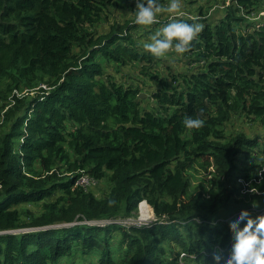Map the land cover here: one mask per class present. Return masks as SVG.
<instances>
[{"label": "trees", "instance_id": "obj_1", "mask_svg": "<svg viewBox=\"0 0 264 264\" xmlns=\"http://www.w3.org/2000/svg\"><path fill=\"white\" fill-rule=\"evenodd\" d=\"M135 2L0 0V264H85L95 251L94 264H181L180 253L219 264L214 247L230 253L231 218L198 210L189 169L206 164L212 179L263 189L264 15L246 16L264 0L195 17L204 27L180 70L139 45ZM119 8L129 16L99 28ZM187 115L205 123L187 129ZM233 115L261 131L228 135ZM82 173L95 182L76 185ZM220 194L232 192L221 185ZM141 199L153 218L95 222L133 216Z\"/></svg>", "mask_w": 264, "mask_h": 264}, {"label": "rangeland", "instance_id": "obj_2", "mask_svg": "<svg viewBox=\"0 0 264 264\" xmlns=\"http://www.w3.org/2000/svg\"><path fill=\"white\" fill-rule=\"evenodd\" d=\"M231 0H181L182 3V10L186 13L191 14V16L194 17H200V18H206V20L213 21L218 18L219 15H221L222 12L225 10V5L229 4ZM202 11L204 14H199V12ZM128 8H119V9H111L110 12L105 14V19L101 23H99V28L106 29L112 22H115V20H121L125 16H129ZM165 15V14H164ZM264 15V10L253 12L246 17L249 21H255L260 16ZM163 16V15H162ZM155 26H140V34L139 41L146 39L148 34L145 32V30L151 29V31H154ZM150 31V32H151ZM181 58H184L182 54L177 53H169L168 57L163 58L164 61L167 63H172L173 66L176 68L178 66V69H183V60ZM176 64V65H175ZM159 67L162 69L164 66L163 60L158 64ZM45 86V85H44ZM26 88L21 91V95L27 94L28 92ZM30 92H34V90H31ZM145 95L144 92H141ZM140 93V94H141ZM143 95V96H144ZM140 96V95H139ZM8 106H2V110L6 109ZM1 124V123H0ZM238 130H246L249 134H255L256 132H260L261 129L259 126H257V122L253 121L252 123L248 122V118L245 116H231L229 121L226 122V128L225 131L229 135L235 131ZM206 164L201 163H195L190 169H189V176L191 178V185L189 186L191 193H198L200 192V200L201 205L199 206L198 210L207 216L216 217L220 219H230L234 214H237L240 212L241 209L247 208L252 216H256L258 214H264V184L263 189H259L257 186L251 185L246 180L240 181L238 180V177H232L233 179L229 181H224L220 178V180L212 179L210 170L212 169L211 166H206ZM202 184L203 187L200 186ZM221 185H223L227 191L231 190L232 194L229 199H225L223 195L220 194L221 191ZM254 186L257 188L256 192L251 191V187ZM107 190V185L105 183L100 184L96 189H94V192L96 195H100L103 191ZM216 198H221V201L219 204L214 206L213 208H210V204L214 202ZM257 202L256 204H254ZM21 208H25L26 210L38 212L40 210V203H26L22 204ZM137 210L133 214V216H130L131 219H137ZM152 215V213H151ZM155 216V213L153 211V217ZM152 216L148 219L153 218ZM127 218V217H125ZM148 219L142 221L145 222ZM199 219V218H198ZM99 224H105L107 221L105 220H97L95 221ZM94 222V223H95ZM246 221H242V224ZM59 225V224H55ZM114 239L111 238L110 242H113ZM116 241V239H115ZM173 252L172 250L170 253ZM116 255H119V252H114ZM169 253V254H170ZM176 255V254H175ZM174 256V254H173ZM182 253H180L177 256V260L181 258L182 261H180L181 264H192L191 260L188 258H183ZM97 257V252H93L89 255H86L84 257V260L82 259V262L84 261L85 264H94L93 261ZM183 258V259H182ZM80 260V259H79Z\"/></svg>", "mask_w": 264, "mask_h": 264}, {"label": "clouds", "instance_id": "obj_3", "mask_svg": "<svg viewBox=\"0 0 264 264\" xmlns=\"http://www.w3.org/2000/svg\"><path fill=\"white\" fill-rule=\"evenodd\" d=\"M167 14V22L149 32L139 45L157 58H166L170 52L184 54L193 46L204 25L195 17L191 22L184 19L181 0H136L135 23L152 26ZM187 129H198L205 121L199 116L187 115L182 121ZM251 191L257 188L252 186ZM255 202L254 204H256ZM241 221H246L241 226ZM234 241L229 254L224 255L220 247H214L219 264H264V214L252 216L247 208L231 217Z\"/></svg>", "mask_w": 264, "mask_h": 264}, {"label": "built area", "instance_id": "obj_4", "mask_svg": "<svg viewBox=\"0 0 264 264\" xmlns=\"http://www.w3.org/2000/svg\"><path fill=\"white\" fill-rule=\"evenodd\" d=\"M95 179L92 177L87 176L86 174L82 173L75 179V184L79 185L81 184L83 187L87 186L88 184L94 183ZM137 219H131L129 217H118L114 218L112 220H105L107 222H117L120 224L127 225L130 222L134 223H141L142 221L148 219L149 217H153V209L145 199H141L137 204ZM152 213V215H151ZM149 220V219H148Z\"/></svg>", "mask_w": 264, "mask_h": 264}, {"label": "water", "instance_id": "obj_5", "mask_svg": "<svg viewBox=\"0 0 264 264\" xmlns=\"http://www.w3.org/2000/svg\"><path fill=\"white\" fill-rule=\"evenodd\" d=\"M140 96H143L144 94L143 93H141V94H139Z\"/></svg>", "mask_w": 264, "mask_h": 264}]
</instances>
